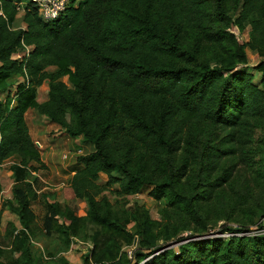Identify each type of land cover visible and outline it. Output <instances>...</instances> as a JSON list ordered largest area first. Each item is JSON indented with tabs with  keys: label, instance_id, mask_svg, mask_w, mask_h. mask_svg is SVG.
I'll use <instances>...</instances> for the list:
<instances>
[{
	"label": "trees",
	"instance_id": "1",
	"mask_svg": "<svg viewBox=\"0 0 264 264\" xmlns=\"http://www.w3.org/2000/svg\"><path fill=\"white\" fill-rule=\"evenodd\" d=\"M19 9L26 28L15 29ZM246 23L249 38L239 43L231 28L241 31ZM25 46H32L27 55L13 57ZM245 49L263 58L253 67L263 75L260 84L249 70L232 71L247 63ZM14 74L23 81L0 100V162L15 157L12 197L0 209L22 225L10 233L11 251L19 253L11 264H41L28 247L37 197L31 171L45 167L26 123L29 109L93 147L77 155L70 180L74 197L87 203L83 218L68 213L70 223L58 224L65 211L42 196V228L64 248L82 227L96 264H105L106 254L112 264H127L117 238L131 241L128 219L98 199L99 174L112 185L120 171L131 193L146 189L153 199L167 198L158 233L156 221H141L145 244L135 250V264H264V232L248 228H264L254 220L264 221V203L248 211L249 224L224 225L225 238L206 230L203 214L205 201L264 158V0H80L49 22L30 0H0L1 91ZM44 82L47 98L38 102ZM230 193L231 208L246 212L239 205L246 195L233 188L224 199ZM186 229L195 233L177 237ZM175 237V245H158ZM57 262L71 264L64 256ZM83 264H91L88 253Z\"/></svg>",
	"mask_w": 264,
	"mask_h": 264
},
{
	"label": "rangeland",
	"instance_id": "2",
	"mask_svg": "<svg viewBox=\"0 0 264 264\" xmlns=\"http://www.w3.org/2000/svg\"><path fill=\"white\" fill-rule=\"evenodd\" d=\"M77 1L79 0H73L75 3ZM23 5L24 2L22 3ZM23 14L24 11L22 9L17 10V19L13 25L15 29L20 27L26 28V24L22 21ZM248 30L249 25L247 23L246 28L241 31L236 27L231 28L239 43L248 40ZM31 49L32 46H25L22 52L13 54V57L22 59L23 55H27ZM245 53L248 58L247 63L236 65L232 71L249 70L253 73L254 81L260 84L263 75L253 67L263 58L255 51H250L249 49H245ZM53 69L54 67L48 68V70ZM62 80L68 87H72L66 77H63ZM22 81V76L18 74H14L8 78L7 87L2 91L0 90V100L3 101L6 98L7 92L13 94L17 85ZM47 89L48 86L45 82L38 86L36 95L38 102L46 100ZM25 119L31 137L40 150L41 159L45 166L44 168L31 171L30 180L33 177L37 178V183L34 182L32 184L33 188L36 189L37 197L31 203L33 218L30 221L31 230L27 231L29 233V251L41 264H58L57 257L59 256H64L71 264H83V257L87 253L91 264H96L91 258V243L84 241L79 236L82 227L79 228L78 235L71 237L69 246L64 248L62 239L55 237L56 234L46 235L41 224L45 213L44 198L42 197L44 194L46 195L45 200L59 203L61 209L65 211L64 214L61 213L57 216L58 224L70 223L69 218L66 217L68 213L80 219L83 218L88 208L87 203L84 199L79 200L74 197L70 188V180L78 166L76 162L77 155L88 153L93 150V147L84 144L81 136L72 137L68 135L61 126L51 122L44 114L39 113L35 109H29L25 113ZM257 132L260 135L262 131L258 130ZM34 166L39 167L38 164H34ZM14 167V156L0 162V204L4 199L12 197L11 186L14 179ZM258 169H264V158L259 160L252 168H248L247 171L236 176V181L233 184V188H238V190H241L246 195L242 199L238 198V200L240 199L239 205L248 209L246 212L243 213L238 206L231 208V203L235 205V202L230 201V198L234 196L233 193H230L228 198L224 199V195L233 188H227L220 197L217 195L215 197L212 196L204 202L203 214L208 219L206 230L209 233L219 231L218 235L225 238L229 233L227 231L220 233V231H223L224 225L227 227H240L241 224H249L248 211L252 208L254 210L258 209V206L264 203V177L259 173ZM113 174L118 177V182L112 185H107V176L104 173L99 174L97 182L102 186V190L98 199H107L117 212L128 219L125 227L133 234L131 241L127 243L121 236L117 240L119 243L121 242L120 251L124 252L127 256V264H135L133 258L134 252L142 244H145L142 235L139 234L141 221L145 216L156 221L158 226L154 227L153 232L154 234L158 233L166 221L164 213L167 208V198L160 200L153 199L148 195L146 189L137 194L131 193L127 188L126 177L120 171H115ZM254 220L264 224V221L258 217H255ZM13 227L16 229L15 232L22 229L18 215L7 208L0 209V260L5 264H11V261L17 259V255L19 254L11 251L12 242L10 233L13 231ZM248 228L252 232H264V228L258 229L256 224H249ZM192 233L195 232L186 229L180 232L177 237H186ZM109 235L110 232H105V238ZM177 237L169 241L158 240V245L164 246L168 243L171 245L176 241ZM49 254H52V256ZM105 259L103 261L105 264H112L114 260L107 258V254L105 255ZM18 260L16 261L18 262Z\"/></svg>",
	"mask_w": 264,
	"mask_h": 264
},
{
	"label": "built area",
	"instance_id": "3",
	"mask_svg": "<svg viewBox=\"0 0 264 264\" xmlns=\"http://www.w3.org/2000/svg\"><path fill=\"white\" fill-rule=\"evenodd\" d=\"M37 9L39 17L44 22L58 18L73 0H30ZM80 1V0H79ZM73 2L74 5L78 4Z\"/></svg>",
	"mask_w": 264,
	"mask_h": 264
},
{
	"label": "water",
	"instance_id": "4",
	"mask_svg": "<svg viewBox=\"0 0 264 264\" xmlns=\"http://www.w3.org/2000/svg\"><path fill=\"white\" fill-rule=\"evenodd\" d=\"M177 242H173L171 245H175Z\"/></svg>",
	"mask_w": 264,
	"mask_h": 264
}]
</instances>
